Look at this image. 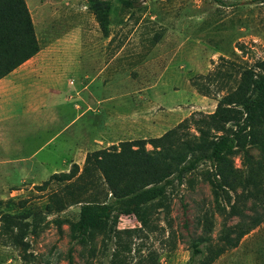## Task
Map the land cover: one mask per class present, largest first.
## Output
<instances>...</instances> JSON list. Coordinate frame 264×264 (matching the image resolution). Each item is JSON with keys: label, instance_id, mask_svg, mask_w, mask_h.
Wrapping results in <instances>:
<instances>
[{"label": "rangeland", "instance_id": "obj_1", "mask_svg": "<svg viewBox=\"0 0 264 264\" xmlns=\"http://www.w3.org/2000/svg\"><path fill=\"white\" fill-rule=\"evenodd\" d=\"M24 1L38 49L8 74L26 78L38 68L33 76L78 104L80 120L51 138L70 119L67 108L58 124L5 153L28 161L24 169L0 171V264H187L189 242L199 236L207 239L199 257L209 264H264V173L246 188L237 184L235 193L218 190L222 179L207 160L169 185L161 202L145 205L141 220L119 213L109 238L80 245L67 223L84 202L115 204L102 175L89 163L85 170L87 156L119 151L126 141L151 150V138L192 114L212 113L242 72L256 68L264 59V3L139 0L130 9L111 4L100 23L89 0ZM262 136L257 127L245 142L253 159ZM232 161L245 174L242 150ZM74 166L70 180L44 185ZM255 219L235 247L216 255L229 228L239 231Z\"/></svg>", "mask_w": 264, "mask_h": 264}, {"label": "trees", "instance_id": "obj_2", "mask_svg": "<svg viewBox=\"0 0 264 264\" xmlns=\"http://www.w3.org/2000/svg\"><path fill=\"white\" fill-rule=\"evenodd\" d=\"M252 1L264 3V0ZM138 3L139 0H89L100 23L106 18L111 4L130 9ZM37 49L38 42L25 1L0 0V79ZM257 127L262 129L263 136L259 142L260 154L253 159L245 150V142L252 141ZM149 143L151 150H146L142 143L132 148V142L126 141L121 143L119 151L104 148L87 156L85 170L88 171L91 164L102 175L115 204L82 203L77 218L67 222L72 240L86 246L98 235L109 238L119 213L141 220L145 205L161 202L169 185L174 181L181 182L185 174L204 160L222 179L216 183L218 190L225 186L235 193L237 184L246 188L247 183L264 173V59L257 62L255 69L242 72L236 89L222 97L212 113H199L198 117L192 114L161 136L151 138ZM241 150L247 164L245 174L236 173L232 161ZM75 167L68 173L52 174L44 185L53 180H70L77 171ZM226 193L230 211L234 213L235 202L231 204V197ZM241 197L236 194V198ZM259 222L260 219H255L247 227H239V231L237 227L229 228L221 238L223 247L215 252L216 255L235 247L239 239ZM205 240L203 236L190 240L187 264H209L211 259L199 257L203 254L201 244Z\"/></svg>", "mask_w": 264, "mask_h": 264}, {"label": "crops", "instance_id": "obj_3", "mask_svg": "<svg viewBox=\"0 0 264 264\" xmlns=\"http://www.w3.org/2000/svg\"><path fill=\"white\" fill-rule=\"evenodd\" d=\"M35 71L38 68L28 70L26 78L8 74L0 79V171L7 165L19 168L25 166L22 163H26L27 158L17 155L8 158L4 157L5 153L14 154L28 138L46 131L50 124L59 123L60 117L68 113L67 108L71 113L68 114L70 119L59 130H55L51 138L66 132L68 124L80 120L76 116L78 104L76 107L69 105L70 102L62 98L60 92L51 91L49 84L41 82L42 78L33 76ZM64 147L67 148V142Z\"/></svg>", "mask_w": 264, "mask_h": 264}]
</instances>
